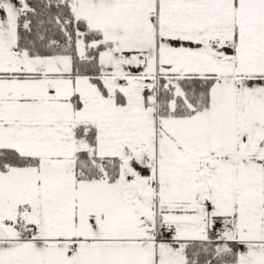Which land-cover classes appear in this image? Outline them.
<instances>
[{"label":"snow or ice","instance_id":"obj_1","mask_svg":"<svg viewBox=\"0 0 264 264\" xmlns=\"http://www.w3.org/2000/svg\"><path fill=\"white\" fill-rule=\"evenodd\" d=\"M0 264H264V0H0Z\"/></svg>","mask_w":264,"mask_h":264}]
</instances>
